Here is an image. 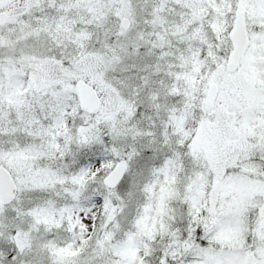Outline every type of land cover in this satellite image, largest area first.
<instances>
[{"label":"snow or ice","instance_id":"obj_1","mask_svg":"<svg viewBox=\"0 0 264 264\" xmlns=\"http://www.w3.org/2000/svg\"><path fill=\"white\" fill-rule=\"evenodd\" d=\"M0 264H264V0H0Z\"/></svg>","mask_w":264,"mask_h":264}]
</instances>
